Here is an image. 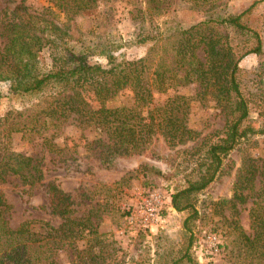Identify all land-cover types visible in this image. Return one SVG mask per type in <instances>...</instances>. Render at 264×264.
Instances as JSON below:
<instances>
[{"label":"trees","instance_id":"1","mask_svg":"<svg viewBox=\"0 0 264 264\" xmlns=\"http://www.w3.org/2000/svg\"><path fill=\"white\" fill-rule=\"evenodd\" d=\"M50 1L62 14L61 23L53 20L55 15L49 10L29 11L22 3L0 9V82L9 84L8 94L39 97V105L26 115L6 112L0 117V185L16 179L21 186L41 187L46 210L59 224L52 227L39 222L38 234L29 228L32 221L10 228L3 218L9 206L0 194V264H57L55 245L80 240L88 227L84 219L73 217L69 194L54 180L44 181L46 167L41 158L10 150L13 133L38 138L42 150L55 156L61 153L52 141L56 131L73 121L79 130H94L102 136L89 146L99 147L98 159L106 165L116 157L139 155L154 136L169 148L192 142L185 153L195 157V175L168 202L177 212L188 211L182 227L196 218L193 198L218 176L228 153L253 136L264 137L262 70L245 72L238 66L248 54L262 55L260 37L245 20L254 2L239 13L210 15L165 33L139 27L135 42L143 44L144 55L126 60L102 48L99 54L105 64L101 65L89 62L82 52L94 50L95 44L83 45L81 51L69 45L75 39L68 34L67 22L106 0ZM184 1L209 13L218 0ZM163 3L146 0L143 9L134 10L133 18L150 24V18L163 11ZM43 51L49 58L46 70L39 61ZM188 85L196 86L193 96L174 94ZM125 89L131 95L128 106L116 102ZM169 93L161 104H152L154 95ZM190 102L216 111L220 128L203 135L189 128ZM252 106L257 111L254 122ZM230 191L229 198L211 203L213 214L234 234L233 244L242 263L264 264V161L244 153ZM245 208L248 232L238 222ZM191 240L189 235L188 245Z\"/></svg>","mask_w":264,"mask_h":264},{"label":"rangeland","instance_id":"2","mask_svg":"<svg viewBox=\"0 0 264 264\" xmlns=\"http://www.w3.org/2000/svg\"><path fill=\"white\" fill-rule=\"evenodd\" d=\"M145 2L106 0L92 10L73 17L67 26L68 34L75 41H69V45L74 46L75 51H81L79 48L83 45L95 44L94 50L82 51L91 63L105 64L104 57L99 54L102 48H107L113 56L133 60L144 55L143 44L135 42L139 27L165 33L175 27L186 28L210 15L239 13L254 2L245 20L260 37L262 55L248 54L238 66L245 72L257 68L262 70L261 99L264 106V0H218L214 9L208 10L209 13L184 0H164L160 5H163V11L152 16L150 24L133 18L134 10L143 9ZM19 3L29 11L49 10L55 15V22L63 21L62 14L50 0H0V9H11ZM39 61L43 69H48L49 58L45 51L40 53ZM8 88V83L0 82V93L4 95L0 99V117L6 112L26 115L28 110L33 111L39 105V97L11 95L7 93ZM195 91V85H188L177 88L174 94L189 97ZM171 95H154L152 104H161ZM116 102L130 105V92L126 89L120 91ZM90 104L94 105V101L90 100ZM250 118L253 122L257 118L253 106ZM187 125L203 135L211 129L220 128L221 122L212 108L190 102ZM97 140H102L97 131L79 130L70 120L62 124L52 140L61 151L55 156H49L42 150L38 138L26 139L20 133H13L10 137L11 151L41 158L46 167L44 181L54 180L62 191L69 194L73 217H81L88 226L80 240L55 245L53 258L57 264H245L234 247V234L221 226L218 216L213 214L211 203L230 197L231 185L244 153L264 161V137L253 136L228 153L218 176L193 198V207L198 214L188 220L185 227L182 223L188 211L177 212L169 207L168 202L170 196L195 175V157L191 159L185 153L192 147V142L169 148L160 137L154 136L139 155L116 157L106 165L98 159L99 147L89 146L90 142ZM146 191H156L162 199L160 222L152 233L142 231L130 220ZM0 194L9 206L3 218L10 228L23 221H32L29 228L38 234L39 222L52 227L59 224V220L46 210V198L41 187L28 188L21 186L16 179H10L0 185ZM238 222L248 232L246 208L239 212ZM204 232H212L219 237L221 252L217 257L199 263L192 246ZM189 235L192 240L188 245Z\"/></svg>","mask_w":264,"mask_h":264},{"label":"built area","instance_id":"3","mask_svg":"<svg viewBox=\"0 0 264 264\" xmlns=\"http://www.w3.org/2000/svg\"><path fill=\"white\" fill-rule=\"evenodd\" d=\"M161 205L160 194L156 191H146L139 199L133 214L130 215V220L142 231L152 233L160 222ZM192 250L197 255V261L205 263L220 254V239L212 232H204L193 244Z\"/></svg>","mask_w":264,"mask_h":264}]
</instances>
